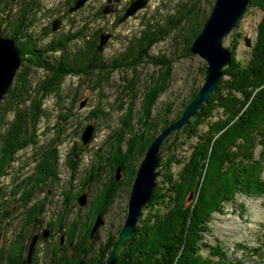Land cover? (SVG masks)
<instances>
[{
  "label": "rangeland",
  "instance_id": "374dc122",
  "mask_svg": "<svg viewBox=\"0 0 264 264\" xmlns=\"http://www.w3.org/2000/svg\"><path fill=\"white\" fill-rule=\"evenodd\" d=\"M132 1L88 0L78 10H71L77 0H0V35L16 38L22 64L25 63L27 69L25 85H28L26 92L17 86L19 96H10L9 91L21 74V64L11 87L0 100V135L12 129L10 123L17 109L32 105L40 108L27 119L35 141L17 149L0 171V264H89L110 237L118 239L129 214L139 168L160 132L147 148L139 150L137 159L130 153L133 161L129 158L127 173L120 164L123 157L115 162L111 158L118 157L115 154L119 146L124 153L128 150L126 140L130 132L152 134L146 125L150 119L143 117L145 102L149 106V101H145L146 93L149 91L155 97L157 91H161L149 107L152 122L161 123L172 107L167 116L172 123L194 99L193 91L204 84L208 63L194 53L191 46L203 28L198 26L200 20L205 14L209 17L215 0H192L203 9L196 21L181 19L182 13L178 14L191 0H148L145 7L122 20ZM263 16L258 7L248 6L237 27L225 38L224 46L244 63L250 58ZM6 17L7 21L1 22ZM56 21L59 24L54 29ZM10 25L18 30L26 28L19 32V37H14L8 33ZM156 30L168 32L158 40L153 37L155 40L147 52L137 51L135 58L129 59L132 63L122 58L134 47V39ZM108 33L111 36L101 45L102 35ZM113 61L122 64L113 70L109 67ZM225 69L218 85L225 76ZM218 85L188 122L166 137L160 147L154 187L156 195L160 193L158 202L165 199L162 190L168 194L175 183L179 191L175 199L183 192L184 209L193 212V218L201 191L211 177L199 169L196 174L200 180L196 184L185 175L186 167L194 152L197 153L194 145L206 150L203 142L210 134L209 127L222 112L215 107L202 125L193 123L187 130L184 128L202 111ZM226 90L227 86L223 85L221 91L226 93ZM90 125L94 129L86 143L84 133ZM189 129H193V136L186 142ZM120 135L125 138L122 143L113 138ZM261 142H264V132L255 143V157L237 164L241 167L237 171L239 184L236 185L241 188L240 192H234L233 196L226 194L219 211L213 212V208L207 207L202 218L197 217L195 224L189 225L192 234L194 227L201 229L194 248L195 256L199 254L204 261L264 264V158L259 156L264 152L261 149L264 143ZM244 152L245 145L237 142L228 146L226 153L246 155ZM39 165L43 173L34 179L41 171ZM214 170L211 192L218 188L214 180H222L224 176V170ZM191 188L197 191L184 192ZM243 188L245 190L241 191ZM154 189L136 225V234L134 230L124 251L143 231L147 223H143V219H150L148 206ZM99 219L102 223L95 230ZM138 226L141 227L137 231ZM83 256L85 260L81 261Z\"/></svg>",
  "mask_w": 264,
  "mask_h": 264
},
{
  "label": "trees",
  "instance_id": "16d2710c",
  "mask_svg": "<svg viewBox=\"0 0 264 264\" xmlns=\"http://www.w3.org/2000/svg\"><path fill=\"white\" fill-rule=\"evenodd\" d=\"M249 6L258 7L264 15V0H251ZM182 7L183 9H180L178 11V14L182 13V17L181 15L178 16L181 17V19L185 17V19H189V21H196L203 11V9H199L197 7L196 1L192 0L189 2V4H185ZM193 9L197 12L195 13ZM207 17L208 14H205L203 16V19L200 20L201 22H198L199 28L203 26ZM170 18L173 17L170 16ZM21 20L22 19L20 18V21ZM4 21H7V17L1 20V22ZM11 21L14 22L15 20H10V23ZM13 26L10 25V28L13 30L12 32L10 28H8L7 30L9 31L10 29L8 33L10 36L15 35L14 37H19V32H22V29L26 28L24 26L22 29L18 30ZM169 30L170 28L168 29V31ZM168 31L166 30L163 32L156 30L154 32H149L147 35L142 36L141 38L134 39V47H131L129 53H127L126 55H122V58L125 59L127 63H132L129 59H134L137 51L138 53L140 51L141 54L147 52V49L149 48L151 43L154 42L155 39L158 40L159 38H161ZM155 34L157 35V37ZM153 37L155 38L154 40ZM250 56L251 57L248 58V61H245L244 63L237 58L234 52L232 53L231 64L228 68L225 69V76L221 79L217 91L214 93L212 98H210V100L203 106L202 111L194 116L188 126L184 128L185 130H187V128L191 127L193 123L202 125L204 122H206V116L210 114V111L215 107H217L216 109H219L222 112V115L217 119L215 124L212 123L211 127H209L210 134L209 136H206V140L203 142V144L206 143V150H203L199 146L197 147V145L195 147L194 145L193 150L195 151V149L197 148V153L194 152L189 167H186L187 171L185 172V175H188L187 177L192 178L196 184H198L197 181L200 180L198 173L196 174L199 169L201 173H204L206 171L205 175H207V177H211V179H207L208 184H205V189H202L201 191L199 204L196 208V216H194L195 218H193V212L184 209L186 205L183 192L179 194V196L181 197L175 199V195L179 193V191L177 192V189L175 188V183L174 187L172 185L168 189V194L165 189L162 190V198L165 199L163 200L161 198L162 200L160 202H158L157 198L160 193L156 195L157 188H155L148 206L150 219H143V223L147 222L143 227V231L140 232L138 238H134V240H132V242L128 245L118 264H212L213 261H210L209 259H207V261H204L203 259H201L199 254L195 256L196 252L194 253V244L197 243V239L200 238L199 233L201 229L199 228V226L194 227V231L192 234L190 232L189 225L195 224L194 222L196 221V219H198L197 217H200L201 219L202 214L208 209L207 207L213 208V212L219 211L220 205H224L223 203H225L224 200H226V194H231L233 196L234 192H240L241 188L237 187L236 185L239 184L237 183L239 182L237 171L238 169H241V167L237 164L246 163L255 157V148H257V144L255 146V143L258 140L260 134L262 135L264 132V16L263 22L261 23V26L259 28L258 37L251 46ZM23 57H25V55H23ZM24 64L25 63L22 64V71L20 72L21 74L18 73L19 77L17 78L15 85L9 91L10 96H12L13 94L19 96L17 86H21L22 89H24V92H26L28 89V85H25V81L27 79V69L25 68L26 66ZM111 64L112 66L110 65L109 67L114 70L116 69L115 67H119L122 63L113 61ZM203 69L205 70V67H203ZM203 69L202 72L204 73ZM223 85L227 86V90L225 91L226 93L221 91V87ZM41 91L42 90L40 89V93ZM198 91L199 88L193 91L192 98L195 97ZM160 92L161 91H157V93L155 91L153 92L156 93V96L154 94V96L156 97L155 98L152 97V95H150L148 91L146 93L147 96L145 97V101H149V106H147V102H145L143 117H146V120L150 119L149 122L151 123L148 124L149 122H147L146 125L149 130L152 131V134L145 135V132L143 133L139 131H137V133L130 132L131 136L126 140L127 148L129 147L128 150H125L126 152L124 153L119 146V150L116 151L115 154L118 157H112L113 159L111 158V160L117 161L119 157H123V160L120 164L124 168V172L126 173L128 170H130V168L128 169L129 158H131L130 153L134 155V159H137L139 150H144L145 148H147V146L158 134V132H161V130L159 131V129L168 125L169 122L171 123L167 116L172 112V107L168 108V111L165 114L166 118L161 123L155 120H153L154 122H152L153 117L150 113L151 108L149 107L153 102L157 100ZM224 95L225 97H223ZM18 104L19 107H21V102H18ZM186 105L187 104L184 103V107ZM37 109L40 108L34 107L33 105L32 107H27L26 109H17L13 121L10 123L12 124V129H7L0 135V152H2V159L0 160L1 172L4 169V166L8 164L10 158L13 157L17 149L35 141V135L32 134L30 129H28L27 124L29 122H27V119L31 114L33 115L35 110ZM218 112L216 111L217 114ZM180 115L181 114L177 115L176 117H180ZM225 116H227V118H223ZM230 121H234V123H230ZM192 133L193 129H189L186 132V142H189V140L193 136ZM197 135H195V137H197ZM113 138L117 139L116 141L121 143L125 141L123 140L125 138L122 135L115 136ZM237 142L245 145L246 152H244L243 154L246 155H242L240 153L236 155L234 154V156L231 155V157L226 153L228 150V146H234V144H236ZM262 143L264 142H261V144ZM211 144L214 146L212 148L213 150L211 149V147L209 149V146H207ZM261 149L262 151L264 150V145ZM263 155L264 152H262L259 156L264 158ZM43 158H45V156H43ZM131 160L133 161L132 158ZM125 163L127 165H125ZM131 169H133V166ZM214 169L224 170V176L222 177V180L214 178V182L217 181L216 186H218V188H216L215 191L211 192V180L214 177L213 174L216 172ZM38 170H41V165L38 166ZM131 171V173L133 174V170ZM42 173L43 169L40 172L36 173L34 179H38V177L40 178ZM225 173L226 175L230 173V175H227L228 181ZM229 176L231 178H229ZM187 177H185L186 180H188ZM224 187L227 189L224 190ZM196 189H186L184 192H196ZM244 190L245 188H243L241 191ZM215 195L217 197H215ZM210 202H212L213 204H208ZM102 212L104 213V211ZM171 217L173 219H171ZM186 224H188V227H186ZM137 228L138 231L140 227L138 226ZM191 237L192 240L190 239ZM116 240V236L110 237L104 248H100L98 250V254L95 257H92L88 263L105 264L107 254L112 249ZM217 254L222 255L221 253ZM81 259V261H84V256L81 257Z\"/></svg>",
  "mask_w": 264,
  "mask_h": 264
},
{
  "label": "water",
  "instance_id": "95a60500",
  "mask_svg": "<svg viewBox=\"0 0 264 264\" xmlns=\"http://www.w3.org/2000/svg\"><path fill=\"white\" fill-rule=\"evenodd\" d=\"M87 1L88 0H77L75 6H73L71 10H78ZM148 2V0L132 1L122 20L145 7ZM250 2L251 0H215L209 17L191 46V50L194 53L200 54L208 63L205 82L194 99L186 107L184 113L163 129L158 137L153 140L148 149L146 157L142 161L133 184L129 201V214L126 223L121 230L119 238L116 240L112 251L108 255L105 264H116L118 257L122 254L130 240L139 219L142 217L143 209L149 201L156 184V169L160 165V147L164 139L175 130L181 129L208 100L217 87L218 81L223 75V70L230 65L231 52L224 46V41L225 38L237 27L238 23L245 15ZM58 24L59 21H56L54 29L57 28ZM110 36V33L102 35L103 39L101 45L105 44ZM21 64L22 58L17 40L13 38H4L0 35V100L11 87ZM93 129V126L90 125L84 133V140L86 143L92 138ZM101 223L102 221L99 219L94 229L96 230ZM36 238L34 240H36Z\"/></svg>",
  "mask_w": 264,
  "mask_h": 264
},
{
  "label": "bare ground",
  "instance_id": "6f19581e",
  "mask_svg": "<svg viewBox=\"0 0 264 264\" xmlns=\"http://www.w3.org/2000/svg\"><path fill=\"white\" fill-rule=\"evenodd\" d=\"M13 39H16V38H13ZM231 52V51H230ZM254 53V52H253ZM232 55V54H231ZM251 57V56H250ZM231 61H232V59H231ZM230 64H231V62H230ZM216 89V88H215ZM211 96V95H210ZM209 99V98H208ZM174 187V186H173ZM218 187V186H217ZM157 191V190H156ZM144 226V225H143ZM142 226V227H143ZM141 227V226H140ZM143 229V228H142ZM146 231V230H145ZM135 234H136V230H135ZM264 245V244H263ZM193 248V247H192ZM195 252V251H194ZM171 262V261H170ZM200 263V262H199ZM207 263V262H206ZM180 264V263H179Z\"/></svg>",
  "mask_w": 264,
  "mask_h": 264
},
{
  "label": "flooded vegetation",
  "instance_id": "af4514ba",
  "mask_svg": "<svg viewBox=\"0 0 264 264\" xmlns=\"http://www.w3.org/2000/svg\"><path fill=\"white\" fill-rule=\"evenodd\" d=\"M51 230V229H50Z\"/></svg>",
  "mask_w": 264,
  "mask_h": 264
}]
</instances>
